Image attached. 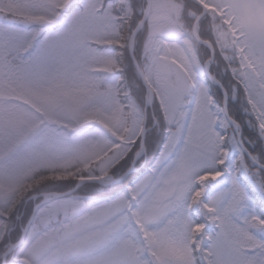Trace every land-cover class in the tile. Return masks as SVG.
I'll list each match as a JSON object with an SVG mask.
<instances>
[{
    "label": "snow or ice",
    "instance_id": "snow-or-ice-1",
    "mask_svg": "<svg viewBox=\"0 0 264 264\" xmlns=\"http://www.w3.org/2000/svg\"><path fill=\"white\" fill-rule=\"evenodd\" d=\"M0 264H264V0H0Z\"/></svg>",
    "mask_w": 264,
    "mask_h": 264
}]
</instances>
